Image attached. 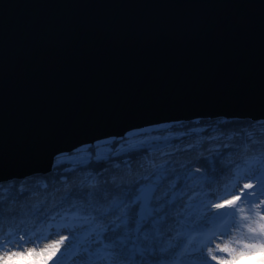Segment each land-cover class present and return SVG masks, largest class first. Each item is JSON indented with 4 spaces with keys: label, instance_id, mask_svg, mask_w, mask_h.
<instances>
[{
    "label": "water",
    "instance_id": "obj_1",
    "mask_svg": "<svg viewBox=\"0 0 264 264\" xmlns=\"http://www.w3.org/2000/svg\"><path fill=\"white\" fill-rule=\"evenodd\" d=\"M249 114H264V0H0L7 180L133 130Z\"/></svg>",
    "mask_w": 264,
    "mask_h": 264
},
{
    "label": "trees",
    "instance_id": "obj_2",
    "mask_svg": "<svg viewBox=\"0 0 264 264\" xmlns=\"http://www.w3.org/2000/svg\"><path fill=\"white\" fill-rule=\"evenodd\" d=\"M262 161L264 118L240 115L159 124L60 154L46 171L0 182V264H84L96 244L109 242L102 238L92 243L95 233L87 234L88 224L71 227V218L76 214L74 206L86 204V194L93 187L100 194L107 192L111 198L117 191L134 190L146 183L161 166H172L173 175L199 168L202 172L196 176L207 179L198 182L203 186L197 187L194 199L218 203L237 194L240 183L249 175V165L260 167ZM186 203V200L176 201L173 218L185 214L195 220L193 227L202 225L205 217L217 211L199 208L192 212L184 208ZM224 213V219L209 220V227L203 231L182 227L187 221H181V227L173 225L176 230L168 236L172 244L168 252L174 253L171 257L174 264L193 260L198 264L196 250L202 248L209 236L225 233L224 225L234 221L230 212ZM71 232H76L83 242L70 247L60 259L53 257L54 253L39 256L38 248L52 236L69 235L66 242L72 243ZM29 247L32 249H26ZM9 250L24 255H16L8 261L12 255L4 252ZM82 253L84 259L74 262Z\"/></svg>",
    "mask_w": 264,
    "mask_h": 264
},
{
    "label": "snow or ice",
    "instance_id": "obj_3",
    "mask_svg": "<svg viewBox=\"0 0 264 264\" xmlns=\"http://www.w3.org/2000/svg\"><path fill=\"white\" fill-rule=\"evenodd\" d=\"M100 157L97 156V159ZM172 166L159 167L155 174L152 175L146 183L139 184L134 190L117 191L111 198L107 192L102 194L93 187L91 192L86 195L87 203L75 207L76 214L72 216V225L75 227L79 224H88V235L95 233L92 243L101 240H108L105 244H96L95 251L89 255V259L84 264H174L171 257L174 253L168 252L172 247L168 236L181 227V221H187L182 227L189 231H203L209 227V220H220L226 214L222 211L226 208L237 209L243 213L245 209L238 207L241 200L249 203L248 211L255 212L259 217V223L253 220L248 224V230L253 233L264 235V212L260 211L264 207V161L260 162L261 171L252 174L254 171L249 165V175L246 177L247 182L243 183L237 194L223 199L218 203L211 201L205 202L203 199L195 200L194 193L197 187L202 188V183L207 178L204 176L197 177L196 173L202 172V169H191L183 174L173 175L170 171ZM172 176L171 179H168ZM240 173L237 174L239 178ZM193 181V183H189ZM178 183L180 186L178 187ZM177 200L187 201L184 204L185 209H191L195 212L199 208L217 210L211 217H205L202 225H196L194 219H188L185 214H179L173 218V208ZM80 213H86L81 216ZM252 217L244 216V220H251ZM258 223V227L256 226ZM110 233V236L105 234ZM72 247L78 242H83L76 232H71ZM219 235H212L207 238L200 255L197 258L198 264H233L236 259L224 260L214 253L216 251L231 253L233 252L228 246L221 247L219 244L213 246V239H219ZM65 240L68 237L64 238ZM64 241L62 240L61 243ZM247 247H257L247 245ZM258 250L264 251V246L259 245ZM165 253V255H161ZM252 252H241L239 255H252ZM16 255L23 253H13L8 257L11 261ZM7 264V262H6ZM184 264H197V261H185Z\"/></svg>",
    "mask_w": 264,
    "mask_h": 264
},
{
    "label": "rangeland",
    "instance_id": "obj_4",
    "mask_svg": "<svg viewBox=\"0 0 264 264\" xmlns=\"http://www.w3.org/2000/svg\"><path fill=\"white\" fill-rule=\"evenodd\" d=\"M244 116H246V115H244ZM261 118L259 117L257 119H261ZM186 121H188V120H186ZM111 139L112 138L107 139V140L98 141L96 143L109 141ZM100 150H102V151L104 150L103 146L100 147ZM252 169L253 170L256 169L254 171V174L261 171L260 167H257V166L253 167ZM7 177H8V175L1 177L0 182L6 181ZM245 182H247L246 179H244L243 182L240 183L239 189H240L241 185ZM238 207H243L245 209V211L243 213H240L237 209H229V208L224 209L225 211L223 210V212H226V213L230 212L232 214L231 219L234 221L232 223H228V224L224 225V226H226L225 227L226 232L225 233L222 232V235L219 236L220 238L215 239L213 242V244H214L213 246H215L217 244H219L221 247L228 246L230 249L233 250V252L231 253V255L229 253H224V252H219V251H216L214 254L217 255L219 258L224 259V260H232V256H235L236 259L233 261V264H235V263L236 264H251V263L264 264V251L258 250L259 245L264 246V235H260L258 232L257 233L250 232L248 230V227H247V225L252 223L253 220H255L259 223L260 222L259 217L256 216L255 212L248 211V209L250 207H253V206L250 205L249 203L245 202L244 200L240 201V204ZM214 211H212L211 213H213ZM260 211L264 212V207H262L260 209ZM244 216H250V217H252V219L251 220H244ZM215 221H218V220H215ZM258 223L256 225L257 227H258ZM65 237H69V235L52 236L49 238V240L43 242L42 245L38 248V252H39L38 254H40L39 256L44 257L46 254L54 253L55 255L54 256L52 255V256L59 258L62 255V253L66 252L67 250L70 249L69 244H71V242H66V240L64 239ZM62 240L64 241L63 243H61ZM247 245H253V246H257V247H247ZM26 249H32V247H29ZM241 252H252L253 254L241 256V255H239V253H241ZM4 253H6L7 256H9V255H12L13 253H17V251L9 250V251L4 252ZM83 255H84V253L78 254L77 257H75L74 262L82 261L84 259ZM194 255H195L196 260H197V258L200 255V250L197 249L196 252L194 253ZM213 263L216 264L215 261H213L212 264Z\"/></svg>",
    "mask_w": 264,
    "mask_h": 264
},
{
    "label": "bare ground",
    "instance_id": "obj_5",
    "mask_svg": "<svg viewBox=\"0 0 264 264\" xmlns=\"http://www.w3.org/2000/svg\"><path fill=\"white\" fill-rule=\"evenodd\" d=\"M249 115H250V114H249ZM214 116H215V115H214ZM216 116H218V115H216ZM216 116H215V118H216ZM250 116H251L252 118H254V119H257V118H259V117H260V118H261V117L264 118V114L253 115V116L250 115ZM218 117H227V116H222V115H221V116H218ZM184 121H186V120H184ZM174 122H175V121H174ZM174 122L172 121V122H169V123H174ZM177 122H179V121H177ZM169 123H168V124H169ZM6 175H7V174H0V178L3 177V176H6Z\"/></svg>",
    "mask_w": 264,
    "mask_h": 264
}]
</instances>
